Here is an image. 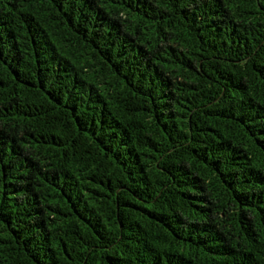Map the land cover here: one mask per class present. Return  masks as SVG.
<instances>
[{
  "label": "trees",
  "instance_id": "16d2710c",
  "mask_svg": "<svg viewBox=\"0 0 264 264\" xmlns=\"http://www.w3.org/2000/svg\"><path fill=\"white\" fill-rule=\"evenodd\" d=\"M0 264H264V0H0Z\"/></svg>",
  "mask_w": 264,
  "mask_h": 264
}]
</instances>
